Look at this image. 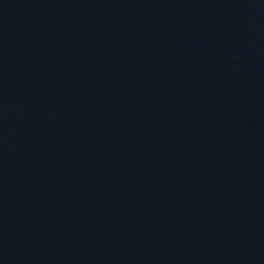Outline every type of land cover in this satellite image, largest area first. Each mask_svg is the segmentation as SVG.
<instances>
[{"label": "water", "instance_id": "water-1", "mask_svg": "<svg viewBox=\"0 0 264 264\" xmlns=\"http://www.w3.org/2000/svg\"><path fill=\"white\" fill-rule=\"evenodd\" d=\"M0 264H264V0H0Z\"/></svg>", "mask_w": 264, "mask_h": 264}]
</instances>
